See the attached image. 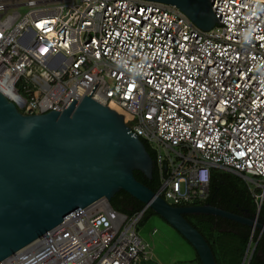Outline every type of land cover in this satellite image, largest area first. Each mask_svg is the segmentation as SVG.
I'll list each match as a JSON object with an SVG mask.
<instances>
[{
	"label": "built area",
	"instance_id": "2783aa9c",
	"mask_svg": "<svg viewBox=\"0 0 264 264\" xmlns=\"http://www.w3.org/2000/svg\"><path fill=\"white\" fill-rule=\"evenodd\" d=\"M210 2L223 25L204 31L160 2L0 0V92L27 115L62 110L85 96L116 107L155 151L157 193L168 204L204 203L211 171L221 169L255 184L247 187L259 221L264 0ZM22 7L23 15L16 12ZM147 208L128 215L99 199L0 264L150 261L138 236ZM256 229L241 264L264 232L255 239Z\"/></svg>",
	"mask_w": 264,
	"mask_h": 264
},
{
	"label": "water",
	"instance_id": "95a60500",
	"mask_svg": "<svg viewBox=\"0 0 264 264\" xmlns=\"http://www.w3.org/2000/svg\"><path fill=\"white\" fill-rule=\"evenodd\" d=\"M145 1L177 7L204 31L223 25L210 0ZM137 136L123 115L90 96L71 98L62 110L27 115L0 92V262L99 199L110 203L121 190L180 233L201 264L216 261L184 215H213L264 231V222L208 203L171 206L137 181L134 171L151 179L156 165Z\"/></svg>",
	"mask_w": 264,
	"mask_h": 264
},
{
	"label": "trees",
	"instance_id": "16d2710c",
	"mask_svg": "<svg viewBox=\"0 0 264 264\" xmlns=\"http://www.w3.org/2000/svg\"><path fill=\"white\" fill-rule=\"evenodd\" d=\"M120 112L119 109L113 108ZM152 159L155 154L145 144ZM137 181L157 192L159 188V174L156 166L153 167L152 178L148 179L139 171H134ZM211 204L222 210L241 215L247 218H254L257 213V206L254 197L248 191L247 186L242 183L241 178L234 173L213 169L209 185V197L204 203L194 205ZM111 206L122 213L132 215L144 209L145 205L126 193L118 192L110 201ZM154 214L150 208L144 212L139 226ZM185 219L205 238L214 255L216 264H241L251 236L252 229L249 227L213 215H184ZM259 221H264V203L259 212ZM258 231L255 232V239ZM190 264H201L197 253ZM144 264H154L146 261ZM183 264V263H179ZM250 264H264V232L257 242L256 249L251 258Z\"/></svg>",
	"mask_w": 264,
	"mask_h": 264
},
{
	"label": "rangeland",
	"instance_id": "374dc122",
	"mask_svg": "<svg viewBox=\"0 0 264 264\" xmlns=\"http://www.w3.org/2000/svg\"><path fill=\"white\" fill-rule=\"evenodd\" d=\"M27 8L22 7L16 10L23 15ZM239 176V175H237ZM242 183L254 190L255 184L248 182L244 177L239 176ZM248 188V187H247ZM256 192L261 193L260 189ZM251 194V193H250ZM154 213V212H153ZM260 231L256 229V231ZM138 236L147 245L151 260L154 264H190L196 255L193 247L161 216L154 213L150 215L140 226ZM252 244L251 250H253ZM140 264H144L141 262ZM192 264V263H191Z\"/></svg>",
	"mask_w": 264,
	"mask_h": 264
},
{
	"label": "bare ground",
	"instance_id": "6f19581e",
	"mask_svg": "<svg viewBox=\"0 0 264 264\" xmlns=\"http://www.w3.org/2000/svg\"><path fill=\"white\" fill-rule=\"evenodd\" d=\"M112 108H116V107H112ZM115 110V109H114Z\"/></svg>",
	"mask_w": 264,
	"mask_h": 264
},
{
	"label": "crops",
	"instance_id": "0c3cea01",
	"mask_svg": "<svg viewBox=\"0 0 264 264\" xmlns=\"http://www.w3.org/2000/svg\"><path fill=\"white\" fill-rule=\"evenodd\" d=\"M255 249H256V247H255ZM255 251V250H254ZM253 254H254V252H253Z\"/></svg>",
	"mask_w": 264,
	"mask_h": 264
}]
</instances>
